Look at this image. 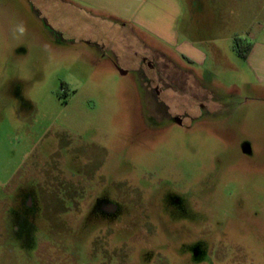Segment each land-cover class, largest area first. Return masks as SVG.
<instances>
[{
	"label": "rangeland",
	"instance_id": "1",
	"mask_svg": "<svg viewBox=\"0 0 264 264\" xmlns=\"http://www.w3.org/2000/svg\"><path fill=\"white\" fill-rule=\"evenodd\" d=\"M179 3L201 55L150 34L122 63L62 0H0V264H264V82L236 50L264 0L151 22Z\"/></svg>",
	"mask_w": 264,
	"mask_h": 264
},
{
	"label": "crops",
	"instance_id": "2",
	"mask_svg": "<svg viewBox=\"0 0 264 264\" xmlns=\"http://www.w3.org/2000/svg\"><path fill=\"white\" fill-rule=\"evenodd\" d=\"M155 0H62L65 6L63 14L65 18L76 22L77 31L70 32L73 40L96 46L99 51L113 53L122 63L132 57V46L134 41L144 48V37L150 34L165 46L173 47L181 54L191 60L201 55V52L182 38L178 31L181 22L182 6L179 3V13L172 23L151 22V8ZM159 1V0H157ZM177 1V0H176ZM177 4V3H176ZM156 8V7H155ZM82 15V22L71 12ZM51 25L53 30L65 36L61 24H57L55 16H52ZM76 31V32H75ZM99 31V37L96 32ZM144 36V37H143ZM130 38L131 43H127ZM260 38V37H259ZM133 40V41H132ZM251 51L246 59H243L250 67L252 65L255 79L264 82V41L254 39ZM129 48V50H127ZM148 51V49H146ZM143 49H140L142 52ZM203 54V53H202ZM142 55V54H141ZM140 58V55H138ZM144 58H141V61ZM252 63V64H251ZM126 75V73H122Z\"/></svg>",
	"mask_w": 264,
	"mask_h": 264
},
{
	"label": "trees",
	"instance_id": "3",
	"mask_svg": "<svg viewBox=\"0 0 264 264\" xmlns=\"http://www.w3.org/2000/svg\"><path fill=\"white\" fill-rule=\"evenodd\" d=\"M251 48V44H244L242 41H238L236 43V50L238 52V55L243 59H246L248 57Z\"/></svg>",
	"mask_w": 264,
	"mask_h": 264
},
{
	"label": "flooded vegetation",
	"instance_id": "4",
	"mask_svg": "<svg viewBox=\"0 0 264 264\" xmlns=\"http://www.w3.org/2000/svg\"><path fill=\"white\" fill-rule=\"evenodd\" d=\"M150 57L144 58V60L146 61V63L148 64L149 67H151V60H149ZM109 210L114 211V207L110 206Z\"/></svg>",
	"mask_w": 264,
	"mask_h": 264
}]
</instances>
